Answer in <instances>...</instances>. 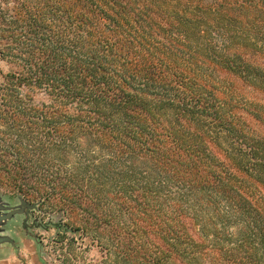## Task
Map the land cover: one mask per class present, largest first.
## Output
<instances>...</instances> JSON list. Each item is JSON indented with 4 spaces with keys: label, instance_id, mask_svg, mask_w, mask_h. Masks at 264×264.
<instances>
[{
    "label": "trees",
    "instance_id": "16d2710c",
    "mask_svg": "<svg viewBox=\"0 0 264 264\" xmlns=\"http://www.w3.org/2000/svg\"><path fill=\"white\" fill-rule=\"evenodd\" d=\"M0 187L56 264H264V0H0Z\"/></svg>",
    "mask_w": 264,
    "mask_h": 264
},
{
    "label": "rangeland",
    "instance_id": "374dc122",
    "mask_svg": "<svg viewBox=\"0 0 264 264\" xmlns=\"http://www.w3.org/2000/svg\"><path fill=\"white\" fill-rule=\"evenodd\" d=\"M22 200L13 191L0 187V207L3 208L0 214L18 210ZM25 213L26 210L0 223V237L8 239L0 244V264H56L52 240L59 218L39 205L30 210L27 217ZM81 248L83 252H79L87 262L101 260L102 250L95 245L85 243Z\"/></svg>",
    "mask_w": 264,
    "mask_h": 264
},
{
    "label": "water",
    "instance_id": "95a60500",
    "mask_svg": "<svg viewBox=\"0 0 264 264\" xmlns=\"http://www.w3.org/2000/svg\"><path fill=\"white\" fill-rule=\"evenodd\" d=\"M20 203H21V204H20L18 210L13 209V210H11L8 214H3V215L0 214V223H1V222H4V221H7V220H9V219H11V218L13 217V215H15V214H21V213H23L24 210H26L25 215H26V217H27V216H28V212H29L30 210H33V209L36 208V204H28L27 202H25V201H23V200H22ZM2 209H3V208L0 207V210H2ZM7 241H8L7 238H5V237H0V244H2V243H4V242H7Z\"/></svg>",
    "mask_w": 264,
    "mask_h": 264
}]
</instances>
